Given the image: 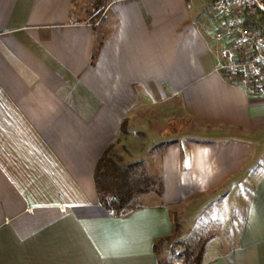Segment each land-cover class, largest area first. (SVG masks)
<instances>
[{
    "label": "crops",
    "instance_id": "1",
    "mask_svg": "<svg viewBox=\"0 0 264 264\" xmlns=\"http://www.w3.org/2000/svg\"><path fill=\"white\" fill-rule=\"evenodd\" d=\"M81 1L0 0V264H160L206 194L233 240L202 264H264V97L222 74L209 1L97 0L87 22ZM182 118L228 131L168 133ZM117 141L162 146L163 194L120 215L94 178Z\"/></svg>",
    "mask_w": 264,
    "mask_h": 264
},
{
    "label": "rangeland",
    "instance_id": "2",
    "mask_svg": "<svg viewBox=\"0 0 264 264\" xmlns=\"http://www.w3.org/2000/svg\"><path fill=\"white\" fill-rule=\"evenodd\" d=\"M81 2V6L78 7L79 9L81 7L80 16L82 21L87 22L91 21V19H95L98 15L100 17L102 16V11L101 9L99 10L101 6L94 10V4L97 2V0H82ZM212 15L213 14L211 13L209 6L207 19L213 23ZM166 129L168 133H187L191 137H196L199 135V133L228 131L218 126L198 124L196 122H192L188 118H182L177 121H173L166 126ZM114 144V151L116 155L122 158L123 164L132 161H138V159L133 158L134 155L127 148V146L121 144V141H117ZM161 147L162 146L160 145L157 147V150H149L150 145L147 141L144 148H142L143 151L147 153V157L140 160L144 161L148 170L155 175H159L157 161ZM210 198V194L199 195L193 198L190 203H185L181 206H178L179 212L187 209L189 219H185L188 220H186V223L188 224L187 229L188 233L190 234L184 235L182 229L183 227H181L179 231L174 232L169 239L163 242L160 249L161 256L168 262H171V264H185L186 256L189 253H193L192 258H194L206 240H209L206 246L208 258L218 255L220 249L226 248V246L224 247L225 243H229L230 241L232 242L233 238L229 237L228 234H230L231 228H233L231 227L233 226V221L230 224V222L226 220L225 211L223 207L219 205V202H216L213 204V206H210ZM145 202L146 200L144 197L141 198V203L144 204ZM176 213V219L178 222H180V215L178 211ZM220 242L224 244L222 245Z\"/></svg>",
    "mask_w": 264,
    "mask_h": 264
},
{
    "label": "built area",
    "instance_id": "3",
    "mask_svg": "<svg viewBox=\"0 0 264 264\" xmlns=\"http://www.w3.org/2000/svg\"><path fill=\"white\" fill-rule=\"evenodd\" d=\"M227 80L264 97V0H208Z\"/></svg>",
    "mask_w": 264,
    "mask_h": 264
},
{
    "label": "trees",
    "instance_id": "4",
    "mask_svg": "<svg viewBox=\"0 0 264 264\" xmlns=\"http://www.w3.org/2000/svg\"><path fill=\"white\" fill-rule=\"evenodd\" d=\"M123 128L126 132L125 125ZM114 147L115 144L112 143L105 148L96 164L94 178L100 203L120 215L139 208L142 205L141 198L145 195L155 193L161 196L163 182L161 176L151 173L142 160L123 164ZM181 227V223L176 219L174 232L179 231ZM171 236L158 238L155 242L154 248L160 264H171L160 253L163 242ZM208 241L202 244L194 258L193 253H189L185 264H202Z\"/></svg>",
    "mask_w": 264,
    "mask_h": 264
}]
</instances>
